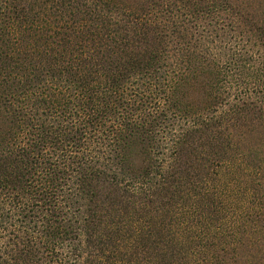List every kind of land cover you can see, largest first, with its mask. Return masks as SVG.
I'll return each instance as SVG.
<instances>
[{"label": "trees", "instance_id": "16d2710c", "mask_svg": "<svg viewBox=\"0 0 264 264\" xmlns=\"http://www.w3.org/2000/svg\"><path fill=\"white\" fill-rule=\"evenodd\" d=\"M0 264H264V0H0Z\"/></svg>", "mask_w": 264, "mask_h": 264}]
</instances>
